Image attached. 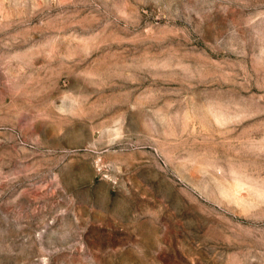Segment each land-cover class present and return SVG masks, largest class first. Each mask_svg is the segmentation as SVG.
Listing matches in <instances>:
<instances>
[{
  "label": "rangeland",
  "instance_id": "obj_1",
  "mask_svg": "<svg viewBox=\"0 0 264 264\" xmlns=\"http://www.w3.org/2000/svg\"><path fill=\"white\" fill-rule=\"evenodd\" d=\"M0 264H264V0H0Z\"/></svg>",
  "mask_w": 264,
  "mask_h": 264
}]
</instances>
